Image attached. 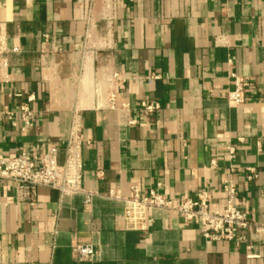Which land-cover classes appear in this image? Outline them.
<instances>
[{"label": "crops", "instance_id": "1", "mask_svg": "<svg viewBox=\"0 0 264 264\" xmlns=\"http://www.w3.org/2000/svg\"><path fill=\"white\" fill-rule=\"evenodd\" d=\"M231 74L247 83L241 105L226 97ZM29 96L22 135L18 110ZM143 103L159 109L145 114ZM74 110L82 187L99 196L86 204L39 187L32 205L5 184L0 264H264V232L212 241L158 209L145 232L126 230L120 204L103 197L132 187L176 199L207 192L218 210L230 182L234 206L264 224V0H0V157L64 142ZM79 245L94 258L77 260Z\"/></svg>", "mask_w": 264, "mask_h": 264}, {"label": "built area", "instance_id": "2", "mask_svg": "<svg viewBox=\"0 0 264 264\" xmlns=\"http://www.w3.org/2000/svg\"><path fill=\"white\" fill-rule=\"evenodd\" d=\"M16 51V49L11 50V52ZM2 65L6 66L4 60H2ZM230 77L233 90L227 93L226 97L234 105H241L245 100L247 83L233 74ZM116 79V74H110L108 84H112ZM32 100V96H29L26 102L19 106L18 115L21 124L19 131L22 135L27 134L32 126V114L28 108V103ZM104 100L107 107H116L113 92H108ZM141 107L145 114H151L159 109L157 103H143ZM10 115L8 113V119L11 125H15ZM84 142L80 114L74 110L68 137L64 142L49 143L46 149L39 153L27 154L23 152L15 157H0V189L5 184H11L18 203L33 205L39 187L56 190L61 197L82 196L84 203H90L99 194L87 191L82 187ZM226 145V158L232 160L235 148L229 142ZM59 148L64 149V160L61 164L57 159ZM222 190L226 199L223 208L218 210L209 208L207 192H201L195 198L176 199L168 198L155 189L144 194L139 188L132 187L125 196L119 191L109 190L103 197L120 204L121 217L126 230L145 232L150 221L149 210L158 209L176 214L184 222H196L200 234L212 241L239 240L240 238L236 234L238 230L254 229L258 234L263 233L264 224L252 223L245 213L234 206L237 195L234 185L227 182ZM73 252L79 261H90L95 256L91 245L76 246Z\"/></svg>", "mask_w": 264, "mask_h": 264}]
</instances>
